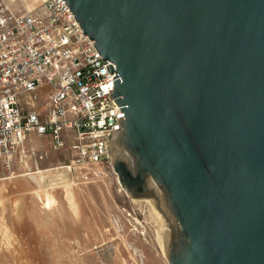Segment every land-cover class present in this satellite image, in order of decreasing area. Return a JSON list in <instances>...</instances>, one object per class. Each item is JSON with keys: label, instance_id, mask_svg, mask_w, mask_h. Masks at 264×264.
Masks as SVG:
<instances>
[{"label": "water", "instance_id": "1", "mask_svg": "<svg viewBox=\"0 0 264 264\" xmlns=\"http://www.w3.org/2000/svg\"><path fill=\"white\" fill-rule=\"evenodd\" d=\"M114 71L113 171L170 264H264V0H63Z\"/></svg>", "mask_w": 264, "mask_h": 264}, {"label": "built area", "instance_id": "2", "mask_svg": "<svg viewBox=\"0 0 264 264\" xmlns=\"http://www.w3.org/2000/svg\"><path fill=\"white\" fill-rule=\"evenodd\" d=\"M114 71L63 0H0V160L12 169L48 150L67 149L62 166L102 173L121 111ZM45 148V149H46Z\"/></svg>", "mask_w": 264, "mask_h": 264}, {"label": "rangeland", "instance_id": "3", "mask_svg": "<svg viewBox=\"0 0 264 264\" xmlns=\"http://www.w3.org/2000/svg\"><path fill=\"white\" fill-rule=\"evenodd\" d=\"M32 140L46 152L37 165L15 160L9 170L0 160V264H170L152 198L121 188L111 155L102 173L84 176L62 168L67 149Z\"/></svg>", "mask_w": 264, "mask_h": 264}, {"label": "bare ground", "instance_id": "4", "mask_svg": "<svg viewBox=\"0 0 264 264\" xmlns=\"http://www.w3.org/2000/svg\"><path fill=\"white\" fill-rule=\"evenodd\" d=\"M38 172H40V171H38ZM42 174H43V173H42ZM33 175H34L33 178L37 181L38 179H37L36 173H34ZM43 179H44V177H43ZM121 188H122L123 190H125V187H124L122 184H121ZM134 200H135V201H138V202H139V201L141 202V200H140L139 198H138V199H134ZM137 205H138V204H137ZM150 206H151V205H150ZM152 208H153L152 210L154 211V214L159 218L158 213H157V211H156V208H154V206H152ZM152 210H151V211H152ZM151 214H152V213H151ZM154 214H152V215H154ZM156 216H155V217H156ZM157 217H156V218H157ZM153 218H154V217H153ZM156 220H157V219H156ZM159 237H160V242H161V244H162V240H163L164 238H163L162 236H159ZM166 242H167V241H166ZM164 244H166V243L164 242ZM162 245H163V244H162ZM166 245H167V244H166Z\"/></svg>", "mask_w": 264, "mask_h": 264}, {"label": "crops", "instance_id": "5", "mask_svg": "<svg viewBox=\"0 0 264 264\" xmlns=\"http://www.w3.org/2000/svg\"><path fill=\"white\" fill-rule=\"evenodd\" d=\"M33 136H35V135H31V136H30L31 142H33V140H32V137H33ZM35 137H37V136H35ZM39 139H40V141H41V146H43V148H44V147L46 148L47 140H46V139H42V138H39ZM33 162H34V161H32V160L29 161V162L27 163L26 167H28V165H29V167H30L31 164L33 165V164H34ZM38 162H39V161H38ZM38 162H37V163H38ZM37 163L35 162L36 165H37Z\"/></svg>", "mask_w": 264, "mask_h": 264}]
</instances>
